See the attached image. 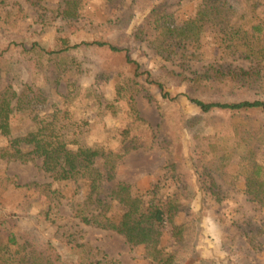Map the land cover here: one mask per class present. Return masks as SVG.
Wrapping results in <instances>:
<instances>
[{
    "label": "trees",
    "instance_id": "1",
    "mask_svg": "<svg viewBox=\"0 0 264 264\" xmlns=\"http://www.w3.org/2000/svg\"><path fill=\"white\" fill-rule=\"evenodd\" d=\"M26 1L44 8V0ZM155 1L132 0L128 13L118 17L114 23L113 39L118 37L115 43L109 40L72 42L69 33L61 29L52 49L39 41H33L30 46L24 42L11 43L6 51L11 52L19 47L17 51L24 54L26 60H35L36 70L32 72L31 84L20 90L0 85V114L17 113L21 115L20 121L26 117L32 120L29 131L31 150L28 155L33 156L32 159L40 158L44 171L51 174L54 180L85 181L86 202L97 213L96 226L106 228L113 207L124 208L120 229L132 247L142 243L144 231L167 221L172 224V234L178 244L184 241L187 232L186 223L178 220L187 179L176 165L175 158H179L181 151L178 137L174 139L173 135L175 123L181 129V119L175 117L165 123L163 117L156 131L141 116L136 105L135 94L145 83L157 86L164 98L175 101L179 95L172 96L169 80L172 82L176 78L178 85H182L184 79H189L187 90L182 94L201 108V114L186 120V124L190 126L195 142L191 162L203 195L217 197L216 178L219 176L232 185L242 181L247 197L264 206V97H259L263 89L262 71L256 65L231 68L212 64L187 78L183 71L179 72L176 68H144L141 62L131 58L133 48L121 47L125 42L135 48L146 44L167 60L203 59V49L200 52L191 40V32L197 29L219 37L217 57L239 54L255 64H261L264 62V0H238L237 8L225 6L224 0H201L203 14L187 18L179 27H173L169 22V0H162L159 4H155ZM83 2L59 0L54 14L63 20L74 19ZM16 4L20 5L19 2ZM22 13L20 7L19 14ZM135 14L145 15L144 27L133 32L129 38H122L124 35L119 34L126 31ZM90 51H101L105 59L124 52L121 59L130 70L127 75L120 74L116 84L120 107L117 110V106L110 108L115 115L126 117L124 126L108 131L104 139L95 142L89 141L94 127L88 123L85 124L88 127H82L76 117L81 106L79 98L84 91L73 76L82 68L83 60L78 53ZM40 61L43 62L41 66L38 64ZM5 64L2 62L3 67H6ZM47 83L64 84L66 92L59 100L51 102L46 93ZM171 122L174 124L171 125ZM160 133L167 175L162 181L152 184L148 200H140L132 192L131 183L116 177V161L131 150L151 148ZM239 135L242 136L241 141ZM240 145L243 152L238 158L237 169L233 170L230 159ZM9 156L13 157L14 153L10 152ZM99 161L101 163L97 165ZM9 191L26 192L38 198L35 203L39 202L40 205H35L36 213L48 220H51L52 204L56 197L52 182L22 183L7 172L0 175V238L3 239L0 243V264H64L46 251L49 241L37 225L30 228L26 239L12 230L19 210L8 212L4 208L5 194ZM21 213L19 217L31 218L34 215L28 211ZM23 213H28V216ZM11 221L12 225H8ZM136 225L140 229L135 230ZM245 237L253 250L262 249L256 235L245 233ZM66 245L69 254L65 260L68 263L123 264L90 242L73 239ZM164 251L166 249L158 251L155 259L159 264H172L175 254ZM251 264L263 262L256 259Z\"/></svg>",
    "mask_w": 264,
    "mask_h": 264
},
{
    "label": "rangeland",
    "instance_id": "2",
    "mask_svg": "<svg viewBox=\"0 0 264 264\" xmlns=\"http://www.w3.org/2000/svg\"><path fill=\"white\" fill-rule=\"evenodd\" d=\"M161 1L157 0L154 3L159 4ZM168 3L170 4L168 18L173 27L183 25L187 18L203 14L201 0H169ZM43 4L44 8H39L26 0H0L1 86L9 85L18 90L27 87L32 82L33 70H36L35 60H26V56L17 51L19 47H15L11 52L6 51L11 43L24 42L30 46L33 41H39L52 49L60 29L69 33L72 42L109 40L115 43L118 37L113 39L114 23L118 17L128 13L132 0H84L78 16L71 20L57 18L54 14L59 0H44ZM223 4L237 8L238 0H224ZM20 7L23 9L22 14H19ZM145 23L144 14H135L127 25L126 33L122 31L119 35H124L122 38H129L133 32L142 29ZM191 40L200 52L203 49V59L167 60L157 55L146 44H140L135 48L125 42L121 47L133 48L131 58L141 62L144 68L150 70H157L161 66L168 69L176 68L179 72L183 71L187 78L212 64H222L231 68H249L256 65L263 76V89L259 97H264V62L255 64L239 54L217 57L219 37L216 34L203 33L196 29L191 32ZM124 54L122 52L120 55H110L105 59L101 56V51L78 53L83 60L82 68L74 72L73 76L84 92L79 98L81 106L76 117L82 127L86 123L94 127V131L89 134L90 142L100 141L106 137L108 131L124 126L123 121L126 117L115 115V111L110 109L117 106V110L120 107V98L116 91L120 74L130 73L128 64L121 59ZM2 62L6 63V67L2 66ZM38 64L41 66L43 62L40 61ZM178 83L176 78H173L172 82L169 80L168 83L172 96L179 95L175 101L164 98L157 86L148 83L141 85L135 94V100L141 116L156 131L163 117L165 123L171 118L181 119V129L176 123L171 122V125H175L173 135L174 139L178 137L181 151L179 158H175L176 165L187 179V186L183 187L185 194L178 219L187 225L182 243H177L172 234V224L167 221L144 231L142 243L135 247L130 246L126 242L125 233L120 229L121 214L125 210L119 206L113 207L111 220L106 228L96 226L94 221L97 213L86 202L85 181L54 180L51 174L44 171L40 158L32 159L33 156L28 155L31 150L29 131L32 120L26 117L20 121L21 115L17 113L0 114V175L7 172L11 176H16L22 183L52 182L56 194L52 204L51 220L36 213L35 205L40 204L35 203L38 198L32 194L16 191L5 194L6 211L19 210L15 222L7 223L12 225L13 222L12 230L17 236L24 238L30 228L37 225L42 235L49 241L46 251L52 254L53 258L62 260L64 264H72L65 259L69 254L66 244L73 239L90 242L100 247L110 258H116L123 264H159L155 258L161 249H166L164 253L172 251L175 254L172 264H251L256 259H260L264 264V206L254 203L247 197L244 183L240 181L232 185L217 176V197L203 195L191 162L195 142L190 126L186 124V120L201 114V108L182 94L187 90L189 79H184L182 85ZM47 84L46 93L51 102L59 100L66 92L64 84ZM157 139L151 148L131 150L116 161V177L131 183L132 192L144 201L150 197L152 184L162 181L167 175L164 169V150L160 145L162 133L157 134ZM239 139L241 141L242 136L239 135ZM10 152L14 153L13 157L9 156ZM242 152L243 148L240 145L238 151L231 156L233 170L237 169V161ZM100 163L101 161L97 165ZM27 211L34 215L31 218L19 217L22 216L21 212ZM28 213L23 214L28 216ZM134 229L140 228L136 225ZM245 233L256 235L262 249L253 250ZM2 240L0 238V243Z\"/></svg>",
    "mask_w": 264,
    "mask_h": 264
}]
</instances>
